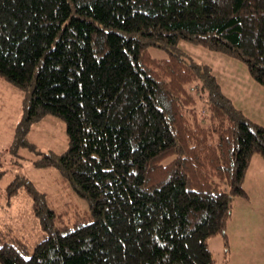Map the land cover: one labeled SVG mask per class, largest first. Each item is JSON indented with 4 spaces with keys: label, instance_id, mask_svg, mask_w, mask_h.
Instances as JSON below:
<instances>
[{
    "label": "trees",
    "instance_id": "obj_1",
    "mask_svg": "<svg viewBox=\"0 0 264 264\" xmlns=\"http://www.w3.org/2000/svg\"><path fill=\"white\" fill-rule=\"evenodd\" d=\"M180 40L242 62L264 89V0H0V77L26 92L14 146L29 123L61 118L65 151L36 164L57 168L92 218L55 227L17 177L6 195L23 184L44 236L27 257L2 242L0 264H215V236L226 264L230 202L248 197L264 127Z\"/></svg>",
    "mask_w": 264,
    "mask_h": 264
},
{
    "label": "rangeland",
    "instance_id": "obj_2",
    "mask_svg": "<svg viewBox=\"0 0 264 264\" xmlns=\"http://www.w3.org/2000/svg\"><path fill=\"white\" fill-rule=\"evenodd\" d=\"M177 47L194 61L207 64L234 106L264 126V89L249 78L242 62L184 40ZM149 51L155 58L163 54L153 48ZM25 97L23 89L0 77V244L12 243L27 257L44 232L30 212L32 201L23 184L11 197L6 195L8 185L17 182V177L44 195L45 204L57 216L55 227H71L76 221L89 222L92 218L87 199L74 193L57 168L36 164L45 154L56 157L65 151L67 136L61 118L46 114L29 123L24 132L25 144L14 146V129L22 119ZM257 158L251 159L243 180L249 201L233 198L230 202L231 215L225 228L226 264H264V164ZM219 242L222 238L217 236L208 243L214 259L217 255L212 250ZM220 259L219 253L215 264Z\"/></svg>",
    "mask_w": 264,
    "mask_h": 264
},
{
    "label": "crops",
    "instance_id": "obj_3",
    "mask_svg": "<svg viewBox=\"0 0 264 264\" xmlns=\"http://www.w3.org/2000/svg\"><path fill=\"white\" fill-rule=\"evenodd\" d=\"M156 56H157V54H156ZM159 59L160 58H164L165 57V54L163 53L162 55H159V56H157ZM217 80V79H216ZM222 91V90H221ZM226 96V95H225ZM227 97V96H226ZM228 98V97H227ZM234 105V104H233ZM237 108V107H236ZM238 109V108H237ZM240 110V109H239ZM241 112H242V110H240ZM243 113V112H242ZM248 118V117H247ZM251 120V119H250ZM253 121V120H252ZM253 122H255V121H253ZM256 123V122H255ZM257 124H259V125H261V126H263L261 123H257ZM264 127V126H263ZM253 157H256L257 158V156H252L251 157V159L253 158ZM260 157H258L256 160H257V162L259 163H261V162H263V164H264V159H262V158H260ZM251 159H250V162H251ZM250 162H249V164H250ZM247 171V170H246ZM246 191V190H245ZM247 195H248V197H247V199H242L244 202H248L249 201V197H250V195L247 193ZM231 215V214H230ZM230 215H229V217H230ZM228 221H229V219H228ZM227 225V224H226ZM226 228V227H225ZM237 234H238V232H237ZM215 237H217V236H215ZM215 237H213V238H215ZM213 238H211V239H213ZM211 239H209L208 240V242H207V245H208V243L210 242V240ZM222 243V242H221ZM220 242H219V244H218V247L216 248V250H212V252H214V251H216V255H217V257L214 259V262H218V259H219V253H220V256H221V258H222V254H223V248H222V244H221ZM208 248H209V245H208ZM210 250V249H209ZM211 251V250H210ZM212 254V253H211ZM220 261H221V259H220ZM219 261V262H220ZM227 263V262H226Z\"/></svg>",
    "mask_w": 264,
    "mask_h": 264
}]
</instances>
